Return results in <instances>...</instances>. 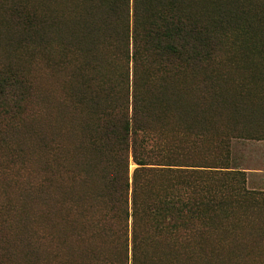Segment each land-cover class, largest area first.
<instances>
[{"label":"trees","instance_id":"obj_1","mask_svg":"<svg viewBox=\"0 0 264 264\" xmlns=\"http://www.w3.org/2000/svg\"><path fill=\"white\" fill-rule=\"evenodd\" d=\"M263 73L264 0H0V264H264Z\"/></svg>","mask_w":264,"mask_h":264},{"label":"rangeland","instance_id":"obj_2","mask_svg":"<svg viewBox=\"0 0 264 264\" xmlns=\"http://www.w3.org/2000/svg\"><path fill=\"white\" fill-rule=\"evenodd\" d=\"M233 79L240 80L242 84L248 83L249 76L242 72V70H231ZM261 77L254 79L257 91L256 98L252 103V109L255 110V127L264 129V101H258L259 97L264 98V73L260 74ZM241 77V78H240ZM257 112V113H256ZM66 126L68 122L64 123ZM234 146L231 151L232 162L239 164L240 167H245L247 183L252 189L264 188V138L263 139H250L243 138L234 140ZM135 165L130 163V170ZM264 257V250L262 251Z\"/></svg>","mask_w":264,"mask_h":264}]
</instances>
